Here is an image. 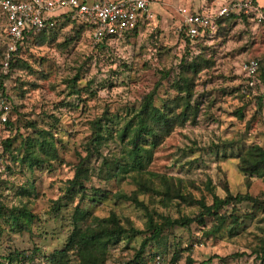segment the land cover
<instances>
[{
    "label": "rangeland",
    "instance_id": "374dc122",
    "mask_svg": "<svg viewBox=\"0 0 264 264\" xmlns=\"http://www.w3.org/2000/svg\"><path fill=\"white\" fill-rule=\"evenodd\" d=\"M196 1L183 8L200 11L204 4L212 13L223 0ZM173 7L165 18L152 12L148 26L104 47L91 41L88 29L70 23H58L43 44L27 46L4 82L14 121L10 130L0 127V264H6L14 251L22 254L18 264H50L47 257L63 248L72 229L69 218L76 205L91 213L92 222L113 211L127 227L136 228V233L108 248L105 264H127L149 235L147 214L158 222L160 216L198 214L195 203H182L168 190L207 204L213 195L223 198L226 188L232 195L247 193L264 200V177L239 170V156L248 147L264 148V85L250 90L241 70L250 59L264 64V25L243 18L224 20L213 36L196 39L191 48L179 9ZM3 24L0 13V58ZM198 54L206 67L193 76L196 120L166 135L145 171L105 180L101 159H90L86 190L74 192L69 200L67 180L80 156H85L91 122L124 116L154 88V104L162 106L177 95L171 82L181 71V60ZM163 71L170 73L161 77ZM256 97H261V105ZM238 108L240 118L235 116ZM42 135L53 144L55 157L40 147ZM7 136L13 142L5 151L2 141ZM113 152L110 144L103 148L105 157L111 158ZM144 179L152 181L153 189L140 185ZM116 193L135 194L138 203L118 199ZM53 200L60 202L57 214ZM223 212L227 219L222 229L208 236L204 232L214 226L212 217H205L202 224L166 229L158 242L145 247L144 264H170L177 250L181 254L176 264H188L187 259L192 264H260L254 251L264 244V204L244 201L234 210L222 208ZM229 214L237 220L233 222ZM12 216L19 224H13ZM69 255L68 264H78L76 255Z\"/></svg>",
    "mask_w": 264,
    "mask_h": 264
},
{
    "label": "trees",
    "instance_id": "16d2710c",
    "mask_svg": "<svg viewBox=\"0 0 264 264\" xmlns=\"http://www.w3.org/2000/svg\"><path fill=\"white\" fill-rule=\"evenodd\" d=\"M233 18L251 20L250 17L243 13L230 14L216 21L217 29L221 22ZM59 23L69 22L62 21ZM78 27L86 28L84 26ZM51 30H53V28L48 30L43 29L36 34H25L23 44L13 53L9 62V73L4 77L1 85L3 93L8 96L11 103L12 99L6 90L5 80L10 77L12 71L19 65L23 52L27 46L29 44H43L47 32ZM137 30L138 29L135 28L127 32L126 35L137 32ZM209 37L211 36H209L208 30H205L204 33L197 38V41ZM116 39L119 38H104L98 45L104 47L109 42ZM186 42H190L191 48L195 45L191 43L187 36ZM5 51L6 42L1 53L0 66ZM257 60L259 64L257 72L251 78L247 76V79L253 81V84L249 87L250 90H258L259 86L264 85V64L260 59ZM204 61L205 60L202 59V56L199 54L190 57V60H186L185 57L181 60V71L172 78L171 82V87L175 89L177 95L172 99L164 100L162 106L154 104V96L156 95V88H154L151 92L141 97L140 105L137 108L130 109L124 116H104L103 118H98L91 122V136L84 145L85 156H80L79 162L75 166L73 177L67 180L66 193L69 195V200L74 198V192H83L86 190L84 182L89 179L88 165L90 159H101L100 166L105 172L103 176L105 180H110L134 171H145L153 159L156 147L161 144L163 138L176 127L184 126L186 123H192L196 120L198 116V106L192 104L193 76L206 67ZM169 73L170 72L163 71L161 72V77H166ZM256 98L258 99V104L261 105V97ZM12 111L13 109L11 108L9 118L6 122H0V127L3 130H10L12 128V123L14 121ZM235 116L238 118L242 117L241 108L236 110ZM120 120H122V124H120ZM42 138L43 140L39 143L40 147L50 152V154L55 157L56 151L53 144H51L49 139L44 135H42ZM2 142L4 145L3 150L6 151V149L10 147L11 142H13V138L7 136ZM109 144L114 147L115 151L111 154V158L105 157L103 154V148L107 145L109 146ZM239 158L240 171L249 176L258 175L264 177L263 147L252 145L248 147L245 153L239 156ZM43 161L44 159L36 158V162L38 163H42ZM144 182L140 183L144 189H153L151 186L152 181L144 179ZM95 191L100 192L99 190ZM168 191L171 195L175 193L172 197L178 199L182 203H195L199 208L198 214L193 217L185 216L175 219H171L167 216H160V222L155 221L151 214H147V231L149 235L142 240L141 246L136 252L134 259L127 264H144L142 255L145 247L149 242H158L162 233L168 228L175 226L188 227L192 222L202 224L205 217H212L214 226L204 232V234L208 236L222 229L227 219L226 213H220L222 208L231 207L234 210L236 204L244 201H248L258 207L264 204V200H259L258 197H254L247 193L232 195L227 188L225 189L226 195L223 198L213 195L210 204H207L204 199L196 200L191 196H186L176 189ZM115 197L118 199L130 200L135 204L138 203L135 194L126 195L125 193H116ZM165 197L168 198V196ZM51 207L57 214L60 210V202L58 200H53ZM92 217L93 216L88 210L82 209L79 205L74 207L69 218L72 229L68 233L63 248L54 251L47 257L50 264H68L70 253L76 255L78 264H105L108 248L118 243L125 235L137 232L136 228L132 226L127 227L113 211L106 217L96 218L93 222L91 220ZM228 217L231 218L233 222L237 220L233 214H229ZM11 218L13 219V224H19V219L17 217L12 216ZM88 221L92 222V224H88ZM254 253L260 264H264V244L259 250H255ZM180 254L178 250L174 251L170 259V264H176L180 258ZM21 259L22 254L14 251L6 257V264H18ZM187 261L188 264L193 263L190 259H187ZM199 264H206V262H201Z\"/></svg>",
    "mask_w": 264,
    "mask_h": 264
},
{
    "label": "built area",
    "instance_id": "2783aa9c",
    "mask_svg": "<svg viewBox=\"0 0 264 264\" xmlns=\"http://www.w3.org/2000/svg\"><path fill=\"white\" fill-rule=\"evenodd\" d=\"M149 5L150 0H0L6 42L0 66V122L7 121L12 108L1 85L9 73L10 59L23 44L25 34H36L68 21L72 25L86 27L91 41L99 44L104 38L120 39L135 28L148 26L153 17ZM179 13L191 43L205 30L212 36L217 29L216 21L230 14L243 13L257 24H264V7L255 0H233L211 14L183 7ZM258 66L257 59H250L242 63L241 70L251 78ZM248 81L249 85L253 84L252 80Z\"/></svg>",
    "mask_w": 264,
    "mask_h": 264
},
{
    "label": "crops",
    "instance_id": "0c3cea01",
    "mask_svg": "<svg viewBox=\"0 0 264 264\" xmlns=\"http://www.w3.org/2000/svg\"><path fill=\"white\" fill-rule=\"evenodd\" d=\"M189 1V2H188ZM195 2H193V0H172V2L170 0H158L157 2L154 1V0H150V9L152 12H154L155 14L160 12L163 17L165 18L166 17V14H167V10L169 8H172L173 6H177L176 10L180 9L183 7V5H186V3H190L189 5H192L194 3H197L196 0H194ZM233 0H223L222 2L219 3V5L217 6L220 7L224 4H227L228 2H231ZM261 7H264V0H255ZM182 2V4H180ZM175 3V4H174ZM198 4V3H197ZM185 7V6H184ZM202 7V8H201ZM174 8V7H173ZM200 11L199 12H202V13H206V14H211L210 12H208V5H204L202 4L200 6ZM216 8V9H217ZM216 9L214 11H216ZM179 11V10H178ZM197 11V10H196ZM214 11L212 13H214ZM153 14V13H152ZM180 15V13H179ZM254 21V20H253ZM255 22V21H254ZM264 25V24H263ZM256 59V58H255Z\"/></svg>",
    "mask_w": 264,
    "mask_h": 264
}]
</instances>
